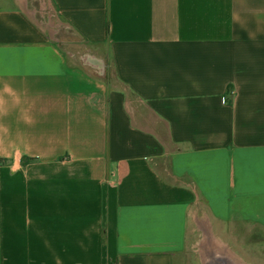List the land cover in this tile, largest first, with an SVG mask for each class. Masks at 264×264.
Wrapping results in <instances>:
<instances>
[{
  "label": "crops",
  "instance_id": "obj_1",
  "mask_svg": "<svg viewBox=\"0 0 264 264\" xmlns=\"http://www.w3.org/2000/svg\"><path fill=\"white\" fill-rule=\"evenodd\" d=\"M205 225L264 246V0H0V264H178Z\"/></svg>",
  "mask_w": 264,
  "mask_h": 264
},
{
  "label": "rangeland",
  "instance_id": "obj_2",
  "mask_svg": "<svg viewBox=\"0 0 264 264\" xmlns=\"http://www.w3.org/2000/svg\"><path fill=\"white\" fill-rule=\"evenodd\" d=\"M61 33L63 35L62 39L66 41L65 43H62L61 46L66 51L72 50V48H74V46L72 45H73V42H76V38L73 37L68 32H65V30H62ZM77 44H80V43H75V45ZM205 227L210 229L208 225L203 226L202 229ZM204 234H205L204 229L203 231L195 230L193 243L187 249L186 253L182 257V260L178 264H204L205 258H204L203 252H207L209 254L211 253V251L210 252L208 251L210 247L208 244L210 243L211 245V242H212L211 237L207 238L209 240L205 239L204 240L205 242H204L203 241ZM212 235L214 236L213 233ZM201 242H202V245H200ZM222 243L224 242L222 241ZM227 247H229L231 251L229 255H231L234 259L236 258L238 261H241L245 264H264V246L262 245H245V247H236V246L231 247L227 245ZM243 251L245 253H243Z\"/></svg>",
  "mask_w": 264,
  "mask_h": 264
},
{
  "label": "bare ground",
  "instance_id": "obj_3",
  "mask_svg": "<svg viewBox=\"0 0 264 264\" xmlns=\"http://www.w3.org/2000/svg\"><path fill=\"white\" fill-rule=\"evenodd\" d=\"M207 240H209V239H207ZM211 240H212L211 245L209 243L208 245L210 247H209V249L207 248L209 252L211 251V253L209 254L207 252H203L204 253L203 255L205 258L204 264H218V262L221 260H225L231 264H245L241 261H238L236 258H235L236 259L235 260L231 255H229L231 253V251H230L229 247H227V245H225V243H222L218 239H215L213 237Z\"/></svg>",
  "mask_w": 264,
  "mask_h": 264
},
{
  "label": "water",
  "instance_id": "obj_4",
  "mask_svg": "<svg viewBox=\"0 0 264 264\" xmlns=\"http://www.w3.org/2000/svg\"><path fill=\"white\" fill-rule=\"evenodd\" d=\"M218 264H231V263H228V262L225 261V260H221V261L218 262Z\"/></svg>",
  "mask_w": 264,
  "mask_h": 264
}]
</instances>
